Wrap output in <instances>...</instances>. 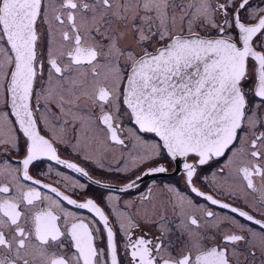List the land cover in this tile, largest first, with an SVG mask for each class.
Wrapping results in <instances>:
<instances>
[{
	"label": "snow or ice",
	"instance_id": "obj_1",
	"mask_svg": "<svg viewBox=\"0 0 264 264\" xmlns=\"http://www.w3.org/2000/svg\"><path fill=\"white\" fill-rule=\"evenodd\" d=\"M0 157V264H264V0H0Z\"/></svg>",
	"mask_w": 264,
	"mask_h": 264
},
{
	"label": "flooded vegetation",
	"instance_id": "obj_2",
	"mask_svg": "<svg viewBox=\"0 0 264 264\" xmlns=\"http://www.w3.org/2000/svg\"><path fill=\"white\" fill-rule=\"evenodd\" d=\"M257 2H259V0H257ZM61 155L67 156L68 150L61 148ZM122 155L126 157L127 152L126 151L122 152L120 150H117V151L104 150V152L102 153V159L106 165H110L113 169H115V168L121 167L123 165L124 161L121 159ZM0 159H2V157H0ZM51 163L53 166V176H54V173L59 166H56L54 164V162H51ZM85 166L88 167L89 171L93 174L94 179L98 178V179H101L102 181H104L106 183H110V184L119 186L125 179V177L121 173L108 172V171L101 172L100 169L96 168L93 165H85ZM166 166L169 168L168 173L144 176L143 179L140 181V187L139 188H137L135 190H131L127 193H119L117 188H113L110 190V194L118 196L120 198V201L123 203V202H127L129 200L137 199L139 194L144 192L149 187L154 188L155 195L157 197L162 196V193L160 191L162 186H166L169 184L176 186L181 192H187V189L185 188V186L183 184V180L181 178L182 174H178L175 166L172 165L171 163H167ZM45 169H46V165L44 163H40L39 165H33V173L32 174L37 175L38 173L44 172ZM59 170L73 176V178H76V175L71 173L70 170H66V169H62V168H59ZM214 170H215V167L213 165H210L206 169H204L206 174H210V171H214ZM137 171H140V170L138 169ZM51 179H52L51 177L47 178L48 182H51ZM79 180L81 183L89 184L87 192L81 193V195H86L90 198L96 199L97 201H99V199H100V194H102L106 191H109V190H105V189H98V187L96 185L91 184L90 182H88L83 177H79ZM203 190H208V189H203ZM192 195L194 196V194H192ZM195 199L198 200L202 204L204 203L200 198H195ZM74 211H81L84 216H90L91 215V214H89L83 210H74ZM106 211H107V209H106ZM145 230L154 231V228L153 229H145ZM117 238L120 239L119 235ZM97 245L100 248H104L105 247L104 239H102V238L98 239ZM257 264H259V262H257Z\"/></svg>",
	"mask_w": 264,
	"mask_h": 264
}]
</instances>
